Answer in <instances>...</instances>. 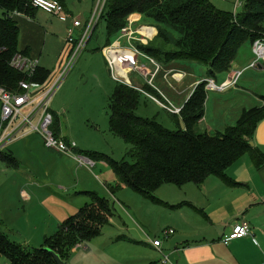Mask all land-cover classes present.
<instances>
[{
    "label": "trees",
    "instance_id": "16d2710c",
    "mask_svg": "<svg viewBox=\"0 0 264 264\" xmlns=\"http://www.w3.org/2000/svg\"><path fill=\"white\" fill-rule=\"evenodd\" d=\"M53 1L66 11L65 0ZM240 1L242 12L228 14L216 9L209 0H106L88 42L98 23L104 21L108 40L103 50L118 41L129 17L138 15L140 21H148L149 26L157 29V35L148 45L131 42L136 50L163 66L200 64L207 69L206 79H214L231 70L244 43L252 45L264 35V0ZM34 11L28 0H0V89L10 93H19L21 82L41 86L49 76L46 70L37 68L29 78L11 66L17 56L25 57L19 50V29L12 17L15 13L31 16ZM111 38H114L112 42ZM72 50L71 45L69 55ZM41 88L38 93L49 87ZM143 90L158 99L148 85ZM139 94L138 90L117 83L108 105L110 130L130 146L127 153L130 162L115 161L96 152L82 153L94 164L106 163L119 188L132 190L160 204L155 193L162 186L181 188L193 184L200 188L210 176L227 181V169L245 155L257 169L264 166V154L254 146L257 126L264 119V98L261 107L244 111L234 126L226 127L222 133L209 134L199 129L207 99L205 80L193 89L178 115L170 114L171 120L183 123V130L179 125L178 130L171 131L156 118L137 116ZM53 125V133L59 136L56 119ZM0 161L9 168L18 167L9 152H0ZM79 194L86 196L89 202L62 221L53 235L43 239L38 249L28 250L11 242L0 229V256L11 264H56L48 251L66 262L78 244L101 236L113 215L110 202L92 191Z\"/></svg>",
    "mask_w": 264,
    "mask_h": 264
},
{
    "label": "rangeland",
    "instance_id": "374dc122",
    "mask_svg": "<svg viewBox=\"0 0 264 264\" xmlns=\"http://www.w3.org/2000/svg\"><path fill=\"white\" fill-rule=\"evenodd\" d=\"M209 2L216 9L228 14H240L242 12L240 0H209ZM65 4L72 15L79 16V18L82 15L86 19L90 18L95 10V0H65ZM15 16L12 18L14 19ZM150 24L141 19L135 27ZM107 40L106 23L101 20L94 36L85 45L57 87L49 108L53 118L56 119L58 134H64L70 143H74L82 153L96 152L115 161L130 162L127 156L130 146L115 136L109 126V99L118 82L109 75V69L102 54L101 49L107 44ZM113 40L114 38H111V42ZM137 41L139 42V40ZM151 42L142 41L141 43L148 45ZM244 51L247 53V48ZM70 60H68L67 65L65 63L58 78L61 74L63 75V71L67 68ZM56 65L51 67L52 71L57 69L55 68ZM192 65V75L186 78L184 87L190 85L193 87L194 82L206 80V67L200 64ZM247 76L252 82L250 88L254 89V92H258V90L264 92V70L257 71L254 69L245 72L238 83L239 88L234 87L233 89L232 87L223 95L207 92L204 114L206 121L204 122L205 125L200 126L201 133L206 132L207 126L213 131L206 133H222L226 126H229L226 120L232 114V109L242 111V108L248 107L247 94L240 90V88H244L243 83ZM129 79L132 81L133 87L142 90L139 94L137 116L147 119L156 118L166 129L178 130L179 127L171 120L170 114L173 113L159 106L144 92L145 79L139 77L137 72L131 73ZM158 80L154 81V87L160 91L162 97L170 98L169 101L159 98L158 100L164 102L165 106L174 108L172 99L175 100L174 96L178 97L177 94L174 89H171V85L167 83L166 79ZM218 100L224 106L217 103ZM257 129L259 149L263 148L264 150V119L258 124ZM5 152H11L14 155L20 163L19 168L22 172L15 169L5 170V164L0 161V229L11 242L28 250L38 249L43 244L44 237L47 234L53 235L58 225L65 219L62 217L63 215L58 214L66 201L62 203L59 196L49 195L50 191L48 190L56 191V194L64 196L69 184L76 182V178L75 176L65 177L60 181L62 185L58 189L57 179L59 177L56 173L53 174L55 165L49 158V155L52 154L44 147L43 141L38 135L36 139L28 143L20 141L12 144L7 147ZM95 164L96 167L90 174L92 178L87 177L83 181V178L80 179L79 176L77 180L89 184L95 181L98 189L92 190V192L110 202L113 215L109 225L102 229L101 236L87 243L78 244L77 246L80 247L77 248V253L85 255L87 259L85 263L87 264H117L120 263L121 259H123L124 264L132 260L135 263L146 255L144 250L146 249L144 247H147L145 243L148 241L146 235H149L152 241L158 240L161 244L165 243L163 232L167 230L165 226L168 222L165 219L167 210L164 206L155 204L132 190L119 188L110 167L103 162H96ZM25 169L26 172H24ZM21 191L31 196L30 204H26L22 200L23 197L21 199ZM161 191L160 189L155 193V197L158 199L163 193ZM40 193L46 197H40ZM76 212L73 211L71 215L76 214ZM135 229H138L137 231H140L141 234H138ZM74 256V254H69L66 259L67 264H80L79 262H71ZM115 260L118 261L114 262ZM0 264L11 263L0 256Z\"/></svg>",
    "mask_w": 264,
    "mask_h": 264
},
{
    "label": "crops",
    "instance_id": "0c3cea01",
    "mask_svg": "<svg viewBox=\"0 0 264 264\" xmlns=\"http://www.w3.org/2000/svg\"><path fill=\"white\" fill-rule=\"evenodd\" d=\"M96 3L97 0H95V5ZM66 12L73 18L80 19L83 25L92 17V14L87 19L82 14L81 18L73 16L68 8ZM16 16L14 17V21L19 29V50L24 53L28 60L36 62L38 68H42L48 72L49 76L41 86L43 89L50 87L60 75L69 57L71 45L66 42V32L67 28L70 27V22L39 11H34L31 16ZM246 48L247 53L244 51ZM243 51L244 53H242ZM252 61L251 44L246 42L235 56L231 70L217 75L212 80L216 85H220L226 82L234 72L242 71L240 77L242 79L245 72L250 69L257 71L264 70V64L262 63L257 64L255 68H250L249 65ZM141 63L146 65L151 72H155L156 67L160 69L153 80L152 86H148L156 92L158 98L169 101L170 98H165L164 96L163 98L160 91L154 87V81L158 80L159 76L158 81L166 79L167 83L171 85V89H174L178 96H174L175 100L172 99L175 109L183 107L194 87L199 83L196 81L193 87L191 85L184 87L186 78L192 75V64L195 63H171L163 66L156 62L155 64L149 63L144 59H141ZM54 64H57L55 67L57 69L52 71L51 67ZM107 67L109 69L108 65ZM109 75H111L110 69ZM179 75L182 77L179 78ZM240 79L235 86L227 88L224 92L213 93L223 95L232 87L233 89L234 87L239 88L238 83ZM146 85L145 81L144 86ZM243 85L244 88H240V90H243L247 94L249 100L248 107L242 108V111L232 109V114L226 120L229 126H234L244 111L263 105L262 98H264V92H260V90L254 92V89L250 88L252 82L248 76L245 77ZM41 86L38 85V88L33 93L37 94ZM220 102V100L217 101V103L224 106ZM172 121L179 127V124L175 120ZM205 121L206 117H203L199 123V129L200 126L205 125ZM208 131L213 130L207 126L206 132ZM58 135L64 141L70 142L64 134ZM36 138L37 135L32 134L16 142L23 141L28 143ZM254 146L259 149L258 129L254 136ZM6 150L7 148L4 151ZM259 150L264 154L263 148ZM48 151L52 154L49 155V158L52 164L55 165V172L53 174L56 173L59 177L57 179L58 189L62 185L60 181L65 177L75 176L76 178V182L69 184L64 196L56 194V191L48 190L50 191L49 195L59 196L62 203L66 201L58 214L63 215L62 217L66 219L73 216L71 215L73 211H78L89 202L86 196L79 193L98 189L94 183L95 181L89 184L77 180L79 176L80 179L81 177L83 178V181L87 177L92 178L90 174H92L91 172L96 167V164L91 163L92 166H88L87 164L80 165L73 158H68L54 151ZM74 153L88 160L77 148L74 150ZM9 154L18 162L11 152ZM19 164L18 162L17 168H9L5 165V170L15 169L22 172L20 171ZM26 171L25 169L24 172ZM225 176L227 181L210 176L200 188L193 184H186L181 188L173 185H164L159 188L158 190L161 189V192H163L160 195L161 198H159L161 201L160 205L164 206L167 210L165 219L168 222L165 226L167 230H173L174 233L165 238V243L160 244L158 248L152 245L151 238L149 235H146V239L148 240L145 243L147 247H144L146 248L144 249L146 255L142 256L135 263L132 260L127 262V264H163V257L168 258V263L166 264H264V166L257 169L252 160L245 155L227 169ZM20 197L21 199L23 197L22 200L26 204H30L32 201L31 196L24 191L20 192ZM40 197L45 198L46 195L40 193ZM241 222H246L249 225L250 235L224 245L221 239L231 232L233 226ZM138 228L140 229L139 226ZM137 233L141 234L140 231H137ZM49 235L47 234L45 237ZM77 248L72 250L71 254L75 256L71 262L87 264L85 263L87 260L85 255H79ZM117 261L115 260L114 262ZM117 264H124L123 259Z\"/></svg>",
    "mask_w": 264,
    "mask_h": 264
},
{
    "label": "built area",
    "instance_id": "2783aa9c",
    "mask_svg": "<svg viewBox=\"0 0 264 264\" xmlns=\"http://www.w3.org/2000/svg\"><path fill=\"white\" fill-rule=\"evenodd\" d=\"M105 1L106 0H97L92 17L83 25L80 19L73 18L60 4L53 0H28L30 6L36 11L70 22V27L67 28L66 32V42L73 46V50L67 59V62L71 59L68 63L69 68L67 66L63 71V75L61 74V76L46 90L32 95L38 88V84L26 82H21L19 84L20 92L16 94L10 93L2 88L0 89V152L4 151L10 144L34 134L42 139L44 147L47 150L73 158L80 165L87 164L88 166H92L91 161L74 153L76 149L74 143L66 142L53 133L52 125L54 118L50 112L49 106L57 87L66 75L68 69L72 67L87 44L102 13ZM14 15L21 14L15 13ZM139 22L140 16L131 15L127 27L121 31L118 41L102 50L113 79L118 83L136 90H138L137 87H133L134 85L129 79L131 73L137 72L139 77L145 79L147 85L152 86L155 76L160 71L157 67L155 72L149 71L148 68L141 63V59L152 64H155V62L153 59L140 53L131 44V42L137 40H139V42L152 41L157 35V29L153 26L141 25L135 27ZM143 28L147 30L154 29L155 34L151 35V31H144ZM119 41L123 42L119 43ZM251 48L253 61L250 63L249 67L255 68L257 64H264V35L256 39L252 43ZM126 52H129L130 55L126 54ZM11 66L14 70L24 73L29 78L34 76L38 68L36 62L30 61L24 56H17L11 63ZM122 67L128 69L125 77L117 73V69ZM241 75L242 71L234 72L226 82L220 85H216L212 79H206V90L210 92H224L227 88L235 86ZM181 77L182 76H179V78ZM138 91L142 92V90ZM150 98L162 108L173 114H179V109H171L157 98L152 96H150ZM173 233V230L164 231V238L169 237ZM249 235V225L246 222H241L233 226L231 232L223 237L221 241L224 245H228L231 241L243 239ZM160 244L161 242L158 240L152 241V245L156 248H158ZM162 263H168V258L163 257Z\"/></svg>",
    "mask_w": 264,
    "mask_h": 264
},
{
    "label": "bare ground",
    "instance_id": "6f19581e",
    "mask_svg": "<svg viewBox=\"0 0 264 264\" xmlns=\"http://www.w3.org/2000/svg\"><path fill=\"white\" fill-rule=\"evenodd\" d=\"M143 30H144V31H151V35L155 34V30H154V29L147 30L146 28H143ZM126 54L130 55L129 52H126ZM127 72H128V69H127V68H123V67H122V68H118V69H117V73H118L119 75L123 76V77L126 76ZM179 76H181V75H179Z\"/></svg>",
    "mask_w": 264,
    "mask_h": 264
},
{
    "label": "water",
    "instance_id": "95a60500",
    "mask_svg": "<svg viewBox=\"0 0 264 264\" xmlns=\"http://www.w3.org/2000/svg\"><path fill=\"white\" fill-rule=\"evenodd\" d=\"M179 125H180V128L183 130L184 127H183V123H182L181 121L179 122ZM250 145L252 146L253 143H250ZM48 252L52 255V257H53V259H54V261H55L56 264H67V263L63 262V261L59 258V256L56 255L55 253H53L52 251H48Z\"/></svg>",
    "mask_w": 264,
    "mask_h": 264
}]
</instances>
